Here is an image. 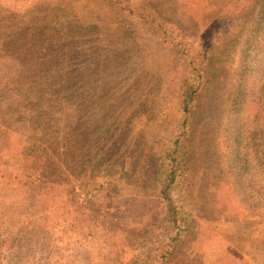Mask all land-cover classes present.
<instances>
[{
    "label": "rangeland",
    "instance_id": "obj_1",
    "mask_svg": "<svg viewBox=\"0 0 264 264\" xmlns=\"http://www.w3.org/2000/svg\"><path fill=\"white\" fill-rule=\"evenodd\" d=\"M69 2L0 0V51L3 52L14 38L31 37L39 30L43 32L42 37L48 36L50 40L59 38V46L56 42L51 43V50L61 48L65 42L72 50L79 40L73 39L75 32L70 30L71 12L66 6ZM127 2L142 8L151 4L154 13L161 9L159 14L165 23L186 35V40L181 41L182 48L187 44L198 48L208 45L213 52L208 84L203 89L202 101L197 108V128L191 138L185 140L186 158L181 163V170L188 179L183 203L198 218L196 220L202 225L206 238L186 241L187 245L175 264H264V211L254 214L252 201L254 194L264 189L255 188L254 160L246 164L245 158L247 154L254 158V75L264 77L263 36L254 41V23L256 18L262 17L258 14H264V0ZM95 6L94 1L86 0L83 8L75 10L73 18L80 22L78 30L87 33L91 29L102 37L104 32L97 29H105V26H109L110 30L130 28L129 21L125 20V14L120 13L119 8L112 14ZM102 19L109 25L103 22L94 29L92 23ZM77 34L75 38L80 37ZM126 46L131 50L135 69L145 68L154 88L145 95L142 108H139L141 103H138L137 109H132L126 102L118 106L119 98L113 101L114 108L127 106L130 112L133 111L132 116L140 112L133 117L132 131L128 135L120 133L122 128H126L123 124L126 120H116L109 125L112 141L106 149L102 145L103 149L97 150L91 149L90 145L77 148L79 141L75 140V154L71 155V139L66 138V150L60 145L52 148L43 136L45 131H49L60 142V131L55 133L52 128H61V122L52 117L50 125L42 119V126L36 129L38 114L44 110L42 106L19 109L13 112L14 115H7L5 108L10 103L0 96V144L23 138L29 140L26 145L30 147V143H37L34 152L39 169L35 168L44 174H52V179L66 175L73 180L72 173L76 170L73 158H78L84 165L79 171L86 169L87 174L74 183V193L64 201L77 202L80 197L83 204L90 202L100 207L114 228L112 236L115 238L112 240L118 242L115 249L117 261L124 263L131 257L140 229L160 209L161 171L158 176L149 162L135 155L148 152L146 148L151 139L165 136L164 130L171 128L169 121L175 119L179 99L187 86L184 80L185 60L177 50L160 47L151 38L144 40L142 36H137ZM111 49L109 46L100 48L106 51V57L100 59V69L114 64L110 61V54L114 52ZM116 65L122 67L120 63ZM238 86H242L243 90H239ZM48 96L54 103L64 104L65 93L59 85L49 90ZM240 99L243 100L241 107ZM154 107L158 110L152 113V117L145 113V110H153ZM238 111L236 116L234 113ZM236 118L239 122L235 123ZM258 123L260 132L257 133V140L264 143V117H259ZM96 125V131L103 127L99 122ZM66 127L67 124L63 125L62 135ZM68 134L69 126L65 136ZM7 148V144L0 146V150L6 151ZM106 150H114V153L109 156ZM98 152L109 158L106 164L97 162ZM30 173L37 172L30 170ZM93 174L98 176L94 178ZM196 229L194 236H202L200 228Z\"/></svg>",
    "mask_w": 264,
    "mask_h": 264
},
{
    "label": "trees",
    "instance_id": "obj_2",
    "mask_svg": "<svg viewBox=\"0 0 264 264\" xmlns=\"http://www.w3.org/2000/svg\"><path fill=\"white\" fill-rule=\"evenodd\" d=\"M92 1L100 11L104 9L114 14L112 11L119 8L120 13L125 14V20L129 21L130 28L110 30L109 26H105V29H97L104 32L102 37L91 29L84 33L78 30L80 22L73 17L75 10L83 8L86 0H70L66 5L71 12L70 30L75 32L73 39L79 40L72 50L66 42L60 44L61 48L51 50V43L56 42L59 46V38L50 40L48 36L42 37L41 30L40 34L37 31L31 37L14 38L3 52L0 51V96L10 103L5 113L14 115L13 112L19 109L42 106L44 110L38 114L36 129L42 126V119L48 124L52 117L61 122V128H52L55 133L60 131V142L49 131H45L43 136L52 148L60 145L66 150V138L71 139V155L75 154V140L79 141L77 148L90 145L91 149L97 150L103 149L102 145L106 149L112 138L109 125L116 120H126L123 123L126 128H122L120 133L128 135L132 131L133 117L140 112L132 116L133 111L130 112L127 106L121 109L118 106L126 102L130 108L137 109L138 103H141L139 108H142L145 95L154 88L147 70L135 69L131 50L126 44L142 36L144 40L151 38L160 47L177 50L185 60L184 80L187 86L179 99L176 117L169 121L171 128L164 130L165 136L151 139L146 148L148 152L140 156L134 153L136 158L149 162L158 176L161 171L160 209L140 229L129 260L119 262L115 250L118 242L112 240L115 238L112 236V222L100 207L90 202L83 204L80 197L77 202L64 201L74 193V183L87 174L86 169L79 171L84 165L78 158H73L76 167L72 173L73 180L66 175L52 179V174L38 170L34 152L37 143H30V147L26 145L29 140L24 138L9 140L0 144L8 145L6 151L0 150L5 152L0 153V264H175L187 245L186 241L206 238L198 218L183 203L188 179L181 170V163L186 158L185 140L191 138L197 128V108L202 101L203 89L208 84L213 52L208 45L198 48L187 44L182 48L181 41L186 40V35L166 24L159 14L162 10L158 8V12L154 13L151 4L142 8L129 5L127 0ZM261 15L254 23V41L258 36L261 39V35L264 43V14H258ZM103 22L108 24L104 19L93 22L94 29ZM77 33L79 38H75ZM108 46L114 51L110 54V61L114 64L100 69V59L106 57V51L100 48ZM118 63L123 68L116 65ZM55 85H59L65 93L64 104L54 103L48 96ZM238 89L243 90L242 86ZM118 98L119 105L114 108L113 101ZM242 101L240 99V107ZM252 102L254 158L248 154L245 158L246 164L254 160L255 188L264 189V143L257 140L259 117H264V77L260 75H254ZM157 110L158 107H154L153 110H145V113L152 117ZM234 114L237 116L239 111ZM96 122L103 125L100 128L103 132H99L100 129L96 131ZM236 122H239L238 118ZM66 124L62 135V127ZM68 126L69 134L65 136ZM105 153L110 156L114 150H106ZM97 156L98 163L106 164L109 160L99 152ZM60 162L65 165L64 161ZM30 170L37 173H30ZM93 175L94 178L98 176ZM61 183L64 185L61 186ZM252 201L254 214L259 215L264 211V191L254 194ZM196 228H200L202 236H194Z\"/></svg>",
    "mask_w": 264,
    "mask_h": 264
}]
</instances>
